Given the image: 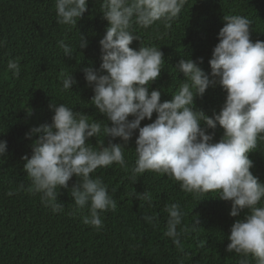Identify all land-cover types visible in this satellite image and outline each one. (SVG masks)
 <instances>
[{
    "label": "trees",
    "instance_id": "trees-1",
    "mask_svg": "<svg viewBox=\"0 0 264 264\" xmlns=\"http://www.w3.org/2000/svg\"><path fill=\"white\" fill-rule=\"evenodd\" d=\"M101 3L88 0V10L76 25H62L57 23L55 0H0V140L7 141V153L0 157V264H239L242 257L227 252L226 246L231 225L244 212L233 217L230 201L219 199L217 193L197 197L185 192L166 174L145 171L133 183L130 169L136 159L135 135L124 149L127 169L113 163L91 174L107 185L117 202L115 211L101 213L103 227L99 230L83 222L88 208L75 207L70 189H60L58 199L64 207L55 213L41 203L40 194L27 191L30 179L21 157H31L32 142L40 134L28 139L25 133L51 123V102L87 114L90 122L107 123L91 105L94 93L82 71L89 65L99 68L102 62L99 40L108 21L100 12ZM223 15L247 17L253 42L264 41V0H188L170 28L157 22L135 29L139 39L130 47L156 46L164 53L160 76L150 85V90H161V102L170 100L184 81L175 68L181 58H191L206 72L211 71L208 61L225 23ZM80 34L88 41L84 49L78 46ZM59 40L72 48L71 57L64 55ZM9 60H18V77L8 70ZM67 75L77 83L63 90ZM225 96L221 86H210L202 97L195 98L194 107L211 116L213 110H220ZM150 122L146 118L141 126ZM222 135L218 125L214 141ZM97 139L107 144L112 138L93 136L88 143L95 147ZM248 155L254 162L250 171L264 182V139H258ZM77 179L74 175L69 186ZM145 190L152 195L151 206L133 195ZM171 203L179 204L185 213L182 224L188 231L180 236L183 251L164 235L168 215L164 208ZM145 215L155 216L154 223L146 222ZM249 260L255 264L251 257Z\"/></svg>",
    "mask_w": 264,
    "mask_h": 264
},
{
    "label": "clouds",
    "instance_id": "clouds-1",
    "mask_svg": "<svg viewBox=\"0 0 264 264\" xmlns=\"http://www.w3.org/2000/svg\"><path fill=\"white\" fill-rule=\"evenodd\" d=\"M187 2L102 0L100 12L108 21L99 40L102 62L99 68L89 65L82 71L94 93L91 105L107 123L90 122L87 114L51 102V123L34 126L25 133L28 139L40 134L32 142L31 157H21L30 179L27 191L40 194L41 203L55 213L64 207L58 199L60 189H70L75 207L88 208L83 222L99 230L103 227L101 213L115 211L117 202L107 185L91 174L113 163L127 169L124 149L135 135L132 182L145 171H154L171 177L179 182L181 190L197 197L217 193L219 199L230 201V215H244L231 225L226 251L239 254V264H250L249 257L255 264H264V182L250 171L254 162L248 155L257 147L258 139H264V41L253 42L247 17L223 15L225 23L208 61L211 71L206 72L191 58H181L175 68L184 81L172 98L163 102L161 90H150V85L160 76L164 53L156 46H141L138 50L130 47L133 40L139 39L137 27L146 29L162 22L170 28ZM55 10L57 23L76 25L88 10V0H55ZM87 45L80 34L78 46L84 49ZM58 46L71 57L73 50L64 40H59ZM198 59L203 62L202 57ZM7 68L19 76L18 60H9ZM76 83L72 75H67L63 90L72 89ZM217 85L225 90V100L220 110H213L209 116L196 109L194 101ZM146 118L151 122L141 126ZM218 125L223 135L214 141ZM101 135L112 139L107 144L97 139L95 147L88 143L89 138ZM116 138L120 142L114 143ZM6 153L7 141L0 140V157ZM74 175L78 179L69 186ZM133 195L149 206L153 203L147 190ZM164 211L168 214L164 235L183 251L180 236L188 231L182 224L185 213L177 203L166 205ZM155 219L144 216L148 223Z\"/></svg>",
    "mask_w": 264,
    "mask_h": 264
}]
</instances>
